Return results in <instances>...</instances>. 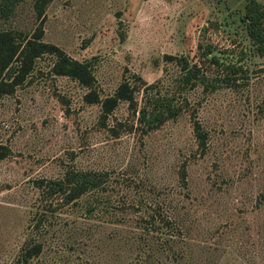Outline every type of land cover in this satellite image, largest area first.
I'll return each instance as SVG.
<instances>
[{
	"label": "rangeland",
	"instance_id": "rangeland-1",
	"mask_svg": "<svg viewBox=\"0 0 264 264\" xmlns=\"http://www.w3.org/2000/svg\"><path fill=\"white\" fill-rule=\"evenodd\" d=\"M245 1L43 0L38 13L36 0H0V30L23 36L38 26L42 40L89 60L94 77L87 86L56 74L42 54L0 95V264H264V55L240 19ZM205 45L206 57L240 65L235 78L200 54ZM181 57L217 86L181 81ZM122 81L134 106L120 99L103 113L85 99ZM155 91L180 110L143 131L138 109ZM67 168L107 170L112 212L85 217L44 198L36 179ZM147 195L173 199L175 255L146 236L137 221L144 205L129 207ZM34 242L39 252L22 262Z\"/></svg>",
	"mask_w": 264,
	"mask_h": 264
},
{
	"label": "trees",
	"instance_id": "trees-1",
	"mask_svg": "<svg viewBox=\"0 0 264 264\" xmlns=\"http://www.w3.org/2000/svg\"><path fill=\"white\" fill-rule=\"evenodd\" d=\"M36 1H38V13H40L43 0ZM0 10H3L1 6ZM240 19L244 23L246 34L254 45L255 52L264 55V4L258 0H246ZM213 23L214 28H217V23ZM209 50L210 46L205 45L200 54L210 64L216 66L223 64L229 73V77H225L226 81L235 78L234 75L240 70V65L232 61H218L216 55L206 57ZM238 52L237 60L241 59L244 54L242 49H239ZM42 54L53 57L52 72L72 77L87 86L92 83L94 77L89 60L72 58L59 46L42 40L40 27H35L30 35L23 36L19 33L16 35L7 30H0V95L10 93L15 85L22 82L30 71L34 59ZM180 59L177 60L183 71L181 81L191 83L197 80L209 88L217 86L212 81V77L205 75L200 70L196 62L188 63L182 57ZM12 64H14L13 68L6 73ZM132 92L131 86L126 81H122L111 95L105 96L103 99H100L91 89L84 95L87 101H99L101 112L107 113L120 99H125L128 104L134 106ZM145 102L148 104L147 107L139 108L137 113V120L143 131L157 127L165 119L174 117L180 110L173 96L167 93L148 92ZM193 132L198 143L202 145L204 131L196 119L193 120ZM108 173L107 170L101 169L67 168L61 176L40 177L36 179L35 184L40 187L44 198H54L55 204L59 205H76L81 209L83 216L94 217L112 212V208L116 205L117 199L111 194L113 187ZM181 177L182 179L185 177L183 169ZM147 196L149 199L142 197V201H131L129 207L136 210V206L144 205L143 212L137 217V221L145 229L146 236L158 244L157 248L160 251L175 255L176 251L171 249L170 245L182 235V232L174 215L173 199L166 196L157 200ZM110 208L111 210H109ZM39 249V242L24 246L20 260L26 262L27 258L37 254Z\"/></svg>",
	"mask_w": 264,
	"mask_h": 264
}]
</instances>
